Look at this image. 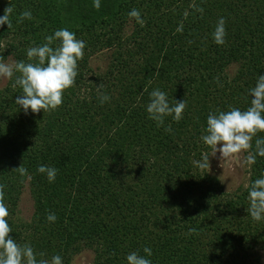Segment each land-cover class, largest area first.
I'll return each instance as SVG.
<instances>
[{"label": "trees", "instance_id": "trees-1", "mask_svg": "<svg viewBox=\"0 0 264 264\" xmlns=\"http://www.w3.org/2000/svg\"><path fill=\"white\" fill-rule=\"evenodd\" d=\"M9 6L12 26L0 25L4 62H29L27 49L62 28L86 42L75 83L56 110L25 113L15 104L23 94L15 76L0 88L9 235L30 244L38 260L60 255L63 264L83 250L92 252L90 264H127L130 252L146 255L144 247L152 264H258L264 220L250 216L248 189L225 192L195 162L211 151L201 139L208 114L246 110L248 90L264 75V0H100L99 9L93 0H0V16ZM132 9L143 26L128 16ZM25 10L32 19L20 22ZM220 17L223 45L212 38ZM104 50L101 68L92 62ZM154 89L170 104L186 101L179 122L168 116L157 126L149 118ZM101 92L110 99L101 103ZM257 138L264 132L253 150ZM40 165L57 169L54 182L37 172ZM262 173L264 157L257 156L248 185ZM26 186L29 220L18 213Z\"/></svg>", "mask_w": 264, "mask_h": 264}, {"label": "clouds", "instance_id": "clouds-1", "mask_svg": "<svg viewBox=\"0 0 264 264\" xmlns=\"http://www.w3.org/2000/svg\"><path fill=\"white\" fill-rule=\"evenodd\" d=\"M93 7L99 9L100 0H93ZM196 11L203 12L202 7H196ZM12 7L4 9V15L0 16V25L12 26L10 15ZM128 16L136 20L141 26L145 21L141 18L138 9L129 11ZM32 19L31 11L25 10L20 13L19 21ZM226 20L220 17L212 33V38L217 45H223L226 37ZM45 43L29 47L26 55L29 62L12 61L6 63L0 56V78L13 79V86L22 89V95L15 99V104L22 108L25 113L30 109L32 113H39L41 110H56L62 103L64 92L72 87L78 74V61L83 59L86 42L76 38L75 33L66 28L56 30L54 34L45 36ZM59 41L56 47H52L54 42ZM18 74V75H17ZM103 86L101 85L100 88ZM99 91V88H98ZM249 94L252 99L250 106L246 110L231 107L227 111L217 110L210 112L207 116V126L204 135L201 136L203 143L212 149L211 154L205 153L202 161H196L198 167L209 170V156L220 153V157L225 161H236L242 152L249 153L245 160L248 164H254L257 156L264 157V138L255 139L253 150V138L257 133L264 132V75H258L255 86L250 88ZM149 102L146 111L151 120L161 126L165 118L171 116L176 122L183 118L186 109V101H176L170 104L167 93L160 89H154L149 93ZM101 103L106 102L110 97L101 92ZM171 131V128H166ZM219 145V147H218ZM21 175L27 173V169L17 167ZM37 172L46 174L49 182H54L57 169L46 165H40ZM248 189L249 209L248 212L253 220H264V173L260 178L255 179ZM4 185L0 184V264H63L60 255H53L51 260L37 259L30 244H18L9 234L12 229L7 217L9 211L4 203ZM46 219L55 222V213H48ZM190 233H195L196 229H189ZM141 255L136 251L130 252L126 256L127 264H152L149 259L152 250L149 247L143 248ZM41 257L44 253L39 254Z\"/></svg>", "mask_w": 264, "mask_h": 264}, {"label": "rangeland", "instance_id": "rangeland-1", "mask_svg": "<svg viewBox=\"0 0 264 264\" xmlns=\"http://www.w3.org/2000/svg\"><path fill=\"white\" fill-rule=\"evenodd\" d=\"M89 5V2H88ZM79 12L83 13L80 9ZM84 14V13H83ZM109 52L104 50L97 55L92 62L94 65H98L101 68H105L108 63ZM14 60L11 58L6 61L10 63ZM7 79L0 78V88L7 83ZM219 147V145H218ZM212 149L209 154H211ZM248 155L247 152H242L239 159L236 161H225L220 157V153L217 152L214 156H209V170L211 174L215 175L221 183L223 190L227 193H233L242 188H245L249 183V170L250 164L245 160ZM19 216L23 220H29L33 213V199L31 198L28 187L23 189L18 205ZM258 255V264H264V249H256ZM258 259L255 261L257 262ZM92 261V252L89 250H83L79 254L74 256L73 264H90Z\"/></svg>", "mask_w": 264, "mask_h": 264}]
</instances>
